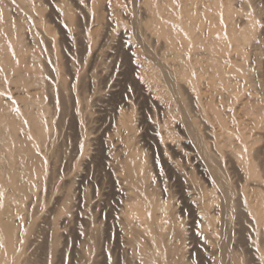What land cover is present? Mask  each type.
<instances>
[{"label": "bare ground", "instance_id": "1", "mask_svg": "<svg viewBox=\"0 0 264 264\" xmlns=\"http://www.w3.org/2000/svg\"><path fill=\"white\" fill-rule=\"evenodd\" d=\"M110 2L0 0V264H59L71 237L75 264H264V0ZM109 41L159 112L158 122L146 120L149 163L123 111L106 130L105 122L89 130L82 84L91 80L93 92L94 74L110 68L102 67ZM76 53L91 55L86 75ZM67 129L66 170L83 167L73 176L74 210L66 184L51 197ZM96 164L113 194L106 220L92 218L100 188L88 198L80 182Z\"/></svg>", "mask_w": 264, "mask_h": 264}, {"label": "rangeland", "instance_id": "2", "mask_svg": "<svg viewBox=\"0 0 264 264\" xmlns=\"http://www.w3.org/2000/svg\"><path fill=\"white\" fill-rule=\"evenodd\" d=\"M111 0H108V2H110ZM106 2H104V4H105ZM111 3V2H110ZM39 4H42V6L40 7V10L42 11V17H44L47 13H48V9L47 8H45L44 7V4H43V2L41 1ZM69 4V3H68ZM70 6H71V4H69ZM69 6V7H70ZM44 9H45V11H44ZM1 12V11H0ZM52 18L50 17V20H51ZM48 26V29H49V27L50 26H52V27H50V29L52 30L51 32H55V28H53L54 26H53V24L52 23H50V25H47ZM53 29H54V31H53ZM50 31V30H49ZM100 31V32H99ZM99 31H96V32H99V33H101V30H99ZM95 32V34L94 33H92L93 35V37L95 38V39H98L97 37L99 36H96L97 35V33ZM58 36H56L55 35V41H56V46H55V56H56V59H57V61H58V65H59V67L61 68L60 69V72H61V74L63 75V76H65V69H64V67L62 66L63 65V54H61V53H64L65 52V50H64V47H63V45L59 42V38H58V41H57V37H59V34H57ZM110 43V44H109ZM109 43L107 44L106 43V47H104L105 49L107 48V51L109 50L110 52H109V54L106 56V57H104L103 59L105 60V62H104V64H102V67H105V69L107 68V66H110V68H107L106 70H105V72H104V74L103 75H100L101 77H99L98 76V74H97V72H96V74H94V80H92V81H94V87H93V89H94V91L92 92V89L90 88V81L91 80H85L86 82H84V80H83V84H82V87H83V89H82V91H84L85 93H83V95H84V98H85V100H86V98H87V100L86 101H88V102H86V106H87V112H89V114L91 115V113H92V123H91V126H93V127H90V125H89V130L91 129V128H95V131H97L98 129H99V127L101 126L102 127V124H103V127H102V129H105L106 130V124H109L113 119H114V113L116 112V110L118 111V109L119 110H121V111H123V113H124V115L129 119L130 118V121L132 122V124H133V129H134V131L136 130H139V131H137V135L138 136H142L141 137V140H139L140 142H139V145L143 148V149H145V151H147L148 153H146L145 152V154L144 155H146V163L149 161L148 160V154H149V145L147 146L146 144L149 142V137H148V124H149V122H151V120L153 119V123H156V122H158L159 121V119L157 120V118H159L158 117V115H159V112H158V109L156 108V106L154 105V104H150L149 102H148V100L146 99V98H144V97H142L141 96V94H140V86H138L137 84H135L134 82H133V79H132V77H131V72H130V70L128 69L127 70V67L125 68V66L123 67V64H122V62L120 63V61H118L119 60V54L117 55V52L115 51L114 52V50H116V47L114 46L113 47V45H115V43H113V41H112V44H111V42L109 41ZM110 45H112V46H110ZM109 46V47H108ZM58 47H59V49H58ZM62 48V49H61ZM112 50H111V49ZM57 50H58V52H57ZM115 53H116V55H115ZM61 56V57H59V56ZM76 55H77V53L74 55V56H72V58H74L75 60H73L74 61V63L76 64V66L79 68V70H78V68H77V70H78V72L82 75V74H87L88 73V71H90L89 70V68L91 69V67H88V66H91L92 65V67H93V64L91 63H89V62H91L92 61V59L90 60V58H91V55H85L84 57H82L81 58V60H80V57H78V55H77V58H76ZM113 56V58H112V56ZM58 56V57H57ZM118 56V57H117ZM108 57V58H107ZM117 57V58H116ZM62 58V59H61ZM59 59V60H58ZM86 59V60H85ZM89 59V60H88ZM100 59H102V58H100ZM100 60V62L102 63L104 60ZM109 59V60H108ZM117 60V62H116V60ZM77 60H79L78 62H77ZM114 61V63H113V61ZM61 61V62H60ZM80 61H81V64H80ZM84 61V62H83ZM109 61V62H108ZM110 61H112V63L113 64H115V62L117 63V65H113ZM106 63V64H105ZM111 65H110V64ZM60 64H61V66H60ZM79 64V65H78ZM121 64H122V66H121ZM81 66H82V68H81ZM111 66L112 67H115V69L114 68H111ZM117 66V67H116ZM120 67V68H119ZM110 69V70H109ZM113 69V70H112ZM125 69V70H124ZM109 70V71H108ZM82 73H81V72ZM108 72V73H107ZM110 72V73H109ZM114 72V73H113ZM107 73V74H106ZM130 73V74H129ZM85 74V75H86ZM107 75V76H106ZM99 77V78H96V77ZM104 76V77H103ZM103 77V78H102ZM131 77V78H130ZM65 78H66V80H65ZM108 78V79H107ZM104 79V80H103ZM64 80H65V82L67 81L68 82V77L66 76V77H64ZM102 80V81H101ZM107 81V82H106ZM88 82V83H87ZM101 82V83H100ZM99 83H100V85H99ZM88 86H87V85ZM102 84V85H101ZM105 84V85H104ZM108 84V85H107ZM100 86V87H99ZM104 86V87H103ZM138 86V87H137ZM103 87V88H102ZM106 87V88H105ZM86 88V89H85ZM87 88L89 89H91V91H90V89H89V91H86L87 90ZM99 88H101V89H99ZM101 91V93H99L98 94V91ZM99 91V92H100ZM87 94V95H86ZM92 94V95H91ZM105 95V96H104ZM86 96V97H85ZM89 96V97H88ZM104 96V97H103ZM99 98V99H98ZM145 100H144V99ZM92 102V103H91ZM92 104V105H91ZM94 106V107H93ZM130 109V110H129ZM93 111V112H92ZM97 113H95V112ZM98 111V112H97ZM103 111V112H102ZM114 111V112H113ZM157 111V112H156ZM100 113V114H99ZM105 114V115H104ZM101 116H103V117H101ZM106 116V117H105ZM95 119V120H94ZM101 119L103 120V121H101ZM144 119V120H143ZM150 119V120H149ZM154 119L156 120V122L154 121ZM110 120V121H109ZM148 122H147V121ZM96 121H98V122H96ZM100 121V122H99ZM144 121V122H143ZM94 122V123H93ZM148 124H147V123ZM174 124H172V127L173 126H175L173 129L175 130V132H176V134L178 135V136H183V133H182V130L180 129V126H181V124H179L180 122L179 121H176V122H173ZM147 124V125H146ZM177 124L179 125V126H177ZM146 126V127H145ZM143 127V128H142ZM96 128H98V129H96ZM92 129V130H93ZM101 129V128H100ZM147 129V130H146ZM92 130H90V131H92ZM66 132V133H65ZM65 134H63V138H61L60 139V142H59V157H60V162H58L59 163V166L57 165L58 163L57 162H55V163H57L56 165H57V170L56 171H58V172H60V173H58V172H56V174H57V176L59 177V176H61L60 178H59V182L56 184V189H54V192H52V195H51V197H52V200H54V198L55 197H57L58 196V190H63L64 189V186H65V184H66V186H68V187H65V188H68L67 190L69 191V189H70V192H71V194L73 193V192H75V189L76 188H78L77 187V184H78V178H76L75 179V177H73V176H77V175H74V174H76L77 172L78 173H81L82 172V170H83V167H81V164H82V162L79 164V162L77 163V165H75L74 167V169L75 170H73L72 168L71 169H69L68 171L66 170V164L65 163H67V161L65 162V160H68L69 159V157H70V152H71V143H72V136H71V134H72V132H71V130L70 129H67V131L65 130ZM70 132V133H69ZM139 132V133H138ZM136 133V132H135ZM65 135V136H64ZM67 136V137H66ZM139 137V138H140ZM142 139H144V140H142ZM63 140V141H62ZM71 140V141H70ZM142 141V142H141ZM147 141V142H146ZM62 142V143H61ZM62 144L63 145H65V146H67V147H65V146H62ZM61 146V147H60ZM91 146V148L93 149L94 147L92 146V145H90ZM90 146L88 145V147H86L87 148V151H88V153H86V155H85V158L86 159H88L91 155L89 154V150H92L91 148H90ZM187 146V147H186ZM65 147V148H64ZM183 147H184V149L185 150H187L186 152H190V150H191V148L190 147H188V145H185V144H183ZM62 148H63V151H64V153H63V151H62ZM61 152V153H60ZM90 153L92 154V152L90 151ZM58 154V153H57ZM63 154V155H62ZM65 154V155H64ZM143 155V156H144ZM58 156H54V157H56L55 159H54V161H56V160H58L59 158H58ZM62 156H63V161H61V159H62ZM69 156V157H68ZM88 157V158H87ZM189 158H188V162H189V165H188V167L190 168V170L189 171H192V173L194 174V176H196V177H194V178H197V180H200L203 176H201V175H203L202 174V172H200V170L198 169V165L195 163L194 164V162H193V159H192V157L189 155L188 156ZM58 158V159H57ZM148 160V161H147ZM44 165H46V164H48L47 163V161H46V159H44L43 160V162H42ZM62 163V164H61ZM149 163V162H148ZM65 164V165H64ZM79 164V165H78ZM61 165H62V167H61ZM97 165V164H96ZM61 167V168H60ZM158 167L160 168L161 167V174L163 175V174H165V169L161 166V165H158ZM94 168H96V169H94ZM98 168H100L99 167V165H97V167L94 165L93 167H92V169H90L91 170V172H89V173H87L86 174V181L84 182V181H80L81 182V187H82V189H84V191H85V195H86V197H88L89 198V196H91V193H92V191H91V189L94 187V189L97 191V193H98V191H99V188H100V190H101V194H100V196L103 198L102 199V201H101V205H100V210L99 211H97V212H95V209H94V212H95V215L93 214V216H92V213H91V216H92V218H97L98 219V217L99 218H101L103 215V218L106 220L107 219V217H105L106 215H109L108 214V212L109 211H111V209H112V204H113V194L112 193H110L111 191H110V189H108L107 187H108V184L106 185V180H105V182L104 181H102L101 179H102V176H103V173H101L102 172V170L100 171V169H98ZM193 170H192V169ZM60 169V170H59ZM63 170V171H62ZM66 170V171H65ZM71 170V171H70ZM78 170V171H77ZM96 170V171H95ZM160 170V169H159ZM164 170V171H163ZM66 173H65V172ZM69 171H70V174H67V173H69ZM77 171V172H76ZM98 172V173H97ZM83 173V172H82ZM93 173H94V175H93ZM97 173V174H96ZM100 174V175H99ZM191 174V173H190ZM67 175V176H66ZM192 175V174H191ZM89 176V177H88ZM193 176V175H192ZM201 176V177H200ZM65 177V178H64ZM73 177V178H72ZM41 178H43L42 177V175H41ZM63 178V179H62ZM68 178V179H67ZM71 178V179H70ZM199 178V179H198ZM70 179V180H69ZM85 179V178H84ZM83 179V180H84ZM97 179V180H96ZM103 179H104V177H103ZM32 180H34V178L32 179ZM38 180H40V177H38ZM38 180H37V177L35 178V183L37 184V182H38ZM64 180V181H63ZM65 181H66V183H65ZM70 181V182H69ZM201 181H203V179H201L200 180V182ZM73 182V183H72ZM83 182V183H82ZM99 182H102V183H99ZM104 182V183H103ZM39 183V182H38ZM61 183V184H60ZM67 183H69V184H67ZM75 183V184H74ZM62 184H64V186L62 185ZM73 184V185H72ZM83 184V185H82ZM96 184V185H95ZM100 184V185H99ZM35 185V184H34ZM75 185V186H74ZM79 185H80V183H79ZM93 185V186H92ZM60 186H62L63 187V189L60 187ZM85 186V187H84ZM101 186V187H100ZM71 187V188H70ZM74 187V188H73ZM76 187V188H75ZM91 187V188H90ZM61 188V189H60ZM88 188H90V189H88ZM104 188V189H103ZM33 189V190H32ZM86 189L88 190V191H86ZM98 189V190H97ZM41 190V189H40ZM65 190V189H64ZM66 190V191H67ZM90 190V191H89ZM104 190V191H103ZM31 193L33 194V191L35 192L36 191V188L35 187H33V188H31ZM30 191L29 192H27V193H30ZM66 191H64V192H66ZM67 191V192H68ZM73 191V192H72ZM88 194H87V193ZM100 192V191H99ZM30 193V194H31ZM69 193V192H68ZM103 193H105L104 195H103ZM26 194V193H25ZM99 194V193H98ZM107 194V195H106ZM27 195H29V194H27ZM27 195H24V197L25 196H27ZM68 196H71V197H73L74 199H72L71 197H67L66 196V198L68 199H70L71 198V201L69 200V201H67V199L65 200H63V201H65L64 203L65 204H69V205H67V207L66 206H64L65 204H63V202H62V205H63V208H64V211L66 210H68V209H66V208H69V210H71L70 208L72 207V209H73V205L74 204H76V202L77 201H75L76 199V196H74V193H73V195H70V194H67ZM103 195V196H102ZM111 195V196H110ZM106 199V200H105ZM111 199V200H110ZM50 201V203H49V201H48V203H47V207H49L52 203H53V201ZM74 201V202H73ZM68 202V203H67ZM71 202V203H70ZM74 204H73V203ZM103 203V204H102ZM105 203V204H104ZM46 203H44V205H45ZM50 204V205H49ZM105 205V206H104ZM70 206V207H69ZM104 206V207H103ZM45 208H47L46 207V205L44 206ZM66 207V208H65ZM107 208V209H106ZM110 209V210H109ZM61 210H63L62 208L60 209V211ZM74 210V209H73ZM103 210H105V211H103ZM71 211H68V213H70ZM91 212V211H90ZM99 212H100V214H99ZM67 213V214H68ZM110 213V212H109ZM62 214H63V212H62ZM64 214H65V212H64ZM98 214V215H97ZM100 215V216H99ZM57 225H58V223H57ZM58 227H59V225H58ZM71 239H73V241H71ZM71 239H70V242H69V244L68 245H66L65 244V248L63 249V252H65L64 254H65V256H64V254H62L61 255V258H60V260L59 261H61V262H59V264H75V260H77V258H76V256H74L75 255V252H74V250H72V249H74V244H76V242L77 241H75L76 239L74 238V237H71ZM71 242H73V243H71ZM71 243V244H70ZM68 246V247H67ZM112 247V248H111ZM67 251H66V250ZM73 251H71V250ZM65 250V251H64ZM108 250H109V254L111 253V255H110V257L112 256V259H113V262H114V260H115V262H116V255H114L115 253H114V250H113V245H111L109 248H108ZM110 250H112V252L110 251ZM113 253V254H112ZM73 254V255H72ZM62 257H63V260H61L62 259ZM75 257V258H74ZM64 258H65V260H64ZM73 258V262L72 261H70L71 259Z\"/></svg>", "mask_w": 264, "mask_h": 264}]
</instances>
